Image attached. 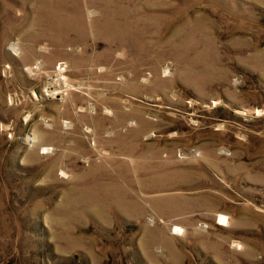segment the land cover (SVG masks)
<instances>
[{"label": "rangeland", "instance_id": "obj_1", "mask_svg": "<svg viewBox=\"0 0 264 264\" xmlns=\"http://www.w3.org/2000/svg\"><path fill=\"white\" fill-rule=\"evenodd\" d=\"M0 264H264V0H0Z\"/></svg>", "mask_w": 264, "mask_h": 264}]
</instances>
